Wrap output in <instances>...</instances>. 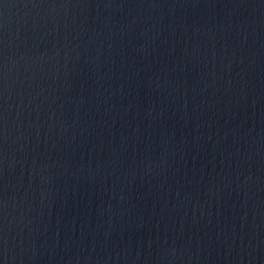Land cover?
<instances>
[{
	"label": "water",
	"instance_id": "water-1",
	"mask_svg": "<svg viewBox=\"0 0 264 264\" xmlns=\"http://www.w3.org/2000/svg\"><path fill=\"white\" fill-rule=\"evenodd\" d=\"M0 264H264V0H0Z\"/></svg>",
	"mask_w": 264,
	"mask_h": 264
}]
</instances>
